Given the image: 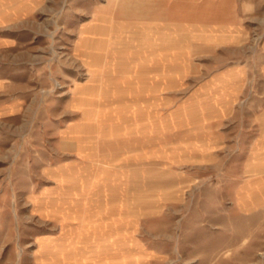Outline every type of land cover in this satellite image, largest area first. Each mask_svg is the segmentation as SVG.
<instances>
[{
  "label": "rangeland",
  "instance_id": "1",
  "mask_svg": "<svg viewBox=\"0 0 264 264\" xmlns=\"http://www.w3.org/2000/svg\"><path fill=\"white\" fill-rule=\"evenodd\" d=\"M52 252L264 264V0H0V264Z\"/></svg>",
  "mask_w": 264,
  "mask_h": 264
},
{
  "label": "crops",
  "instance_id": "2",
  "mask_svg": "<svg viewBox=\"0 0 264 264\" xmlns=\"http://www.w3.org/2000/svg\"><path fill=\"white\" fill-rule=\"evenodd\" d=\"M77 218H80L79 221H77L78 223L73 224L75 227L79 228L78 232H81V228H85L87 227V224H81L82 223V216L77 215ZM77 232V233H78ZM97 236H100V229H98L96 231ZM64 253H45L44 255H42V258L45 261V264H109L107 262V258L106 256L96 252L94 253L93 256H91V258L89 260H85L84 258L80 257V254L78 252L73 254V258L72 259H67L65 258ZM68 256V255H66Z\"/></svg>",
  "mask_w": 264,
  "mask_h": 264
}]
</instances>
